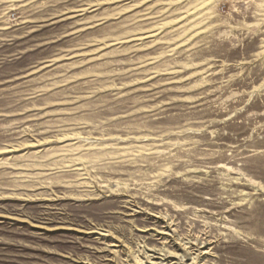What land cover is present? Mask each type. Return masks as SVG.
Listing matches in <instances>:
<instances>
[{
  "label": "rangeland",
  "instance_id": "374dc122",
  "mask_svg": "<svg viewBox=\"0 0 264 264\" xmlns=\"http://www.w3.org/2000/svg\"><path fill=\"white\" fill-rule=\"evenodd\" d=\"M194 236L264 264V0H0V264Z\"/></svg>",
  "mask_w": 264,
  "mask_h": 264
},
{
  "label": "bare ground",
  "instance_id": "6f19581e",
  "mask_svg": "<svg viewBox=\"0 0 264 264\" xmlns=\"http://www.w3.org/2000/svg\"><path fill=\"white\" fill-rule=\"evenodd\" d=\"M159 216V215H158ZM164 217V216H163ZM167 218V217H166ZM165 221H167L166 219H164ZM169 223V222H168ZM166 224V223H165ZM171 225V223H169ZM168 225V224H167ZM168 227V226H167ZM172 229V228H171ZM166 230V229H164ZM161 231V233L163 234H167V232L165 231ZM158 232V231H157ZM174 232V231H173ZM180 237V236H179ZM177 238V237H176ZM181 238V237H180ZM191 238V236H190ZM187 239V237H186ZM178 242V241H177ZM189 244V245H188ZM209 244V241L207 240L206 237H203V238H200V236H194V238L192 239H188L187 241H184V242H180L179 245L182 247V250H184L183 254H178V253H175V252H171L169 250H166L165 248L163 249H159L160 251V254L162 256L166 255V254H169V256H174V257H180L182 260L183 258L185 259L186 257H189L191 254L193 255H196V256H191L189 257L188 259H190L191 262H189L188 264H196V258L198 256V254L200 252H205L206 251V246ZM192 247H194V250L192 253L190 252L189 249H191ZM154 251V250H153ZM195 252H198L197 254ZM195 253V254H194ZM186 260V259H185ZM182 262V261H181ZM183 263V262H182ZM153 264H163L160 262L158 263H154Z\"/></svg>",
  "mask_w": 264,
  "mask_h": 264
}]
</instances>
